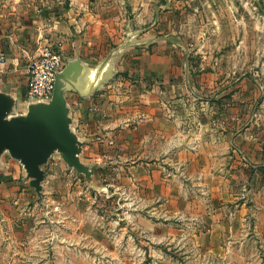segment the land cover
I'll return each instance as SVG.
<instances>
[{
  "label": "rangeland",
  "instance_id": "1",
  "mask_svg": "<svg viewBox=\"0 0 264 264\" xmlns=\"http://www.w3.org/2000/svg\"><path fill=\"white\" fill-rule=\"evenodd\" d=\"M107 2L111 19L101 37L91 38L97 51L94 61L103 60L129 32L147 30L141 38H172L130 50L125 57L138 50L148 55L166 47L177 50L192 83L185 107L189 106L191 125L218 128L226 143L227 135L247 133L253 150L251 163L239 144L233 156L223 149V158H227L222 161L219 188L224 196L234 198L224 205L213 197L217 183L212 175L200 181L194 168H170L171 186L181 198L172 203L179 215L166 214L167 196L160 192L163 186L154 185L150 178L140 181L134 166L117 164L97 171L100 184L110 189L109 197L92 191L78 176L64 188L78 193L66 202H71L62 210L66 216L59 215V210L54 216L57 225L69 231V237L82 240L90 236L91 244L69 252L73 262L35 261L45 253H54L40 241L49 233L33 231L31 238H20L0 215V264H246L242 256L251 248L209 246L203 241L216 213L222 214L228 225L243 226L234 231L235 240L264 238V164L257 157L264 150V0ZM86 33L80 31V38L85 39ZM182 197L187 201L184 205ZM78 229L81 233L77 235ZM229 234L222 231L215 238L226 242ZM7 239L14 241V247H7ZM253 249L256 253L259 247ZM14 253L18 255L12 261ZM87 254L94 257L93 262Z\"/></svg>",
  "mask_w": 264,
  "mask_h": 264
},
{
  "label": "crops",
  "instance_id": "2",
  "mask_svg": "<svg viewBox=\"0 0 264 264\" xmlns=\"http://www.w3.org/2000/svg\"><path fill=\"white\" fill-rule=\"evenodd\" d=\"M107 6V0H0V55L7 59L5 65L0 64L1 83L25 99L29 88V62L46 46L61 51L67 60L75 57L80 46L84 60H95L97 51L92 48L91 38L101 37L105 31L111 19ZM82 30L87 31L85 39L80 38ZM191 92L192 83L177 50L166 47L154 55L144 54L143 50L128 54L121 62L120 75L101 92L88 100L77 95L70 97L82 138L94 140L85 150V160L87 163L114 160L112 162H118L119 166H134L139 171L140 181L150 178L154 185L161 184L160 192L167 196L166 214H180L172 205L181 199L171 186L172 167L194 168L200 181L212 175L213 182L217 183L213 197L222 200L220 205L230 202L233 195L224 196L219 188L220 173L224 169L222 161L227 158H223L222 151L226 149L233 156L235 145L239 144L248 157V161L244 160L251 163L253 150L249 147L247 133L227 135L226 143L218 128L191 125L189 106L185 108ZM89 156L92 159H87ZM257 157L259 163L264 164L263 149ZM9 164L12 172L0 175V215L7 221L8 229L20 238H31L29 234L33 231L49 233L40 241L54 253H45L35 261L73 262L68 253L80 247L84 250L92 241L90 236L83 238L85 241L69 237L64 225H57L54 211L59 210V215L66 216L62 210L71 203L66 202L78 193L64 188L72 179H79L78 176L58 158L52 159L46 167L44 196L51 207L50 224L35 191L23 182L21 166L13 160H9ZM182 199L184 205L187 201L185 197ZM77 204L78 201L74 205ZM236 214V211L232 213ZM213 219L206 229L203 245H245L251 251L242 256V261L264 264V238L235 240L233 233L239 230L238 224H226L220 213L214 214ZM75 231L77 235L81 233L80 229ZM222 231L231 233L226 242L215 238ZM6 241L7 247H14V241ZM258 247L255 253L253 248ZM15 255L18 254H11L12 261ZM87 255L93 262L94 257Z\"/></svg>",
  "mask_w": 264,
  "mask_h": 264
},
{
  "label": "water",
  "instance_id": "3",
  "mask_svg": "<svg viewBox=\"0 0 264 264\" xmlns=\"http://www.w3.org/2000/svg\"><path fill=\"white\" fill-rule=\"evenodd\" d=\"M146 31L129 32L125 41L112 48L101 61L84 60L79 46L75 57L68 59L57 73L49 99H24L0 81V175L12 172L9 160L18 162L23 170V182L35 191L50 224L51 207L45 200L44 190L46 167L52 159L62 160L85 179L92 191L111 195L109 187L100 184L97 171L118 162L85 161V150L94 140L82 138L69 95H77L82 100L94 97L120 75L121 61L128 51L173 41L164 36L141 38Z\"/></svg>",
  "mask_w": 264,
  "mask_h": 264
},
{
  "label": "built area",
  "instance_id": "4",
  "mask_svg": "<svg viewBox=\"0 0 264 264\" xmlns=\"http://www.w3.org/2000/svg\"><path fill=\"white\" fill-rule=\"evenodd\" d=\"M67 59L54 47H44L40 55L29 62V88L26 99H49L54 90L57 73L66 65ZM7 59L0 55V64Z\"/></svg>",
  "mask_w": 264,
  "mask_h": 264
}]
</instances>
